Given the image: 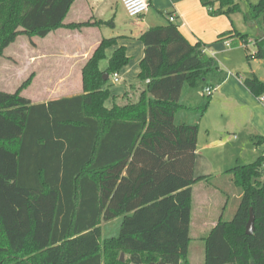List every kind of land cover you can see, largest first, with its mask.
I'll use <instances>...</instances> for the list:
<instances>
[{
    "label": "trees",
    "instance_id": "1",
    "mask_svg": "<svg viewBox=\"0 0 264 264\" xmlns=\"http://www.w3.org/2000/svg\"><path fill=\"white\" fill-rule=\"evenodd\" d=\"M75 1L0 0V60L20 37L32 42L101 24L64 25ZM204 5L212 16L242 12L235 0ZM263 19L264 0L249 4L245 21ZM237 36L248 47V37ZM140 40L144 90L136 103L106 107L111 78L129 63L120 48L99 69L114 39L86 64L81 95L34 105L22 96L32 78L15 93L0 91V264H190L192 194L200 182L227 196V206L240 195L231 218L224 214L204 240L205 264H264V156L219 176H195L199 124L213 95L203 93L197 104L189 97L227 76L176 24L151 28ZM255 46L249 62L264 60V38ZM242 80L264 99L263 81ZM251 210L255 232L247 235Z\"/></svg>",
    "mask_w": 264,
    "mask_h": 264
},
{
    "label": "crops",
    "instance_id": "2",
    "mask_svg": "<svg viewBox=\"0 0 264 264\" xmlns=\"http://www.w3.org/2000/svg\"><path fill=\"white\" fill-rule=\"evenodd\" d=\"M217 7L218 4L215 5ZM238 14L230 17L212 16L204 5V0H151L148 13L140 18H130L122 0H76L64 25L101 24L80 30L62 28L42 39V42L51 44V47L43 44L45 47L38 45L26 49L28 70L31 71L27 80L32 78V83L22 92V96L38 105L81 95L86 64L104 40L114 39L116 44L106 50V58L100 62L99 69L106 71L111 57L120 48H125L129 63L118 73L119 83L113 84V77L111 78L108 84L111 97L106 107L111 109L115 103L126 105L138 102L144 90V84L139 80L140 65L145 57L141 36L151 28L167 25V16L174 15L176 25L186 40L193 46L202 44L206 54L216 59L227 76L216 88L209 109L199 124L195 176H219L237 166L252 164L264 156V101L256 98L244 86V77L235 76L233 72L227 74L224 68L243 70L240 67L241 58L238 60L239 55L231 49L249 50V46L242 45L238 34L247 36L250 41L264 38V19L247 23L248 28L241 32L236 22L240 19L235 17ZM243 14V21L246 23L245 13ZM227 41L231 44L238 42V46L227 48ZM249 54L251 53L247 54V58ZM252 62L258 64L255 69L259 68L264 74V60H252L250 65ZM243 71L246 77L257 75L264 82V78L254 69ZM218 79L219 77L211 78V83L218 82ZM73 89L81 91L75 93L71 91ZM203 93L200 85L197 92L189 97L191 103L197 104V99ZM196 189L201 190L198 204L200 217L196 232H203L207 228L209 235L224 214L225 217L234 214L240 195L234 193L227 206L228 197L221 191L205 182L196 184L192 194L191 229Z\"/></svg>",
    "mask_w": 264,
    "mask_h": 264
},
{
    "label": "rangeland",
    "instance_id": "3",
    "mask_svg": "<svg viewBox=\"0 0 264 264\" xmlns=\"http://www.w3.org/2000/svg\"><path fill=\"white\" fill-rule=\"evenodd\" d=\"M260 1L261 0H235V2L240 5L241 11H242L241 14L246 13L248 11L249 4L255 5V4H258ZM241 14H238L237 16H235L236 19H240L238 21L236 20V22L239 28L238 30H240L241 32H245V29L248 28L246 25L248 24L246 21H245L246 23H244L243 21L244 14L243 16ZM251 37H253V35H251ZM42 41H43L42 39L34 38L32 39V42H33L32 43L31 40H29L27 37H20L14 44H12L6 50L4 58L0 60V91L6 92V93H15L19 89V87L22 85V83L27 80V78L31 75V71L28 70V63H27L28 55H26V52L28 50L26 49H31L38 45L41 47H45L46 45H48V47L52 46L51 44H45ZM43 44H45V46ZM231 50L234 53H237L239 55V57L237 58L238 60H240L241 58V66L240 65L239 66L243 68V70L252 71V69H254L255 71H257V73L260 76L264 78V74L262 70H260L259 68L255 69V67H257L258 64H253L252 62L250 65L248 58H247V54L249 52L252 53L255 51V45H249L248 51L245 48H234ZM255 63H258V62H255ZM219 65L222 66L220 63ZM224 70L226 71L227 74L233 72L235 76L242 77V78L243 77L252 78V76L253 77L255 76V75H250L249 77H246L245 75L246 73H244L243 70L232 71L229 68L228 69L224 68ZM256 77L259 78L257 75ZM62 90L64 89H61V91ZM71 91L76 93L77 91L78 92L81 91V89H73ZM65 93H68V92H65ZM240 166H244V165H240ZM200 191L201 190L196 189L195 198L193 201L194 221H193V226L190 232V235H191L190 238L192 240L190 243L189 256H188L190 264H204V259H205L204 238L208 236V233L206 231L207 228L203 232H200V233L196 232L198 221H199L198 217H200L198 215V204H199ZM212 211H213V208L211 209V212ZM225 218L229 219L231 218V216H226ZM112 228L116 229V231L118 232L119 223L112 225Z\"/></svg>",
    "mask_w": 264,
    "mask_h": 264
},
{
    "label": "built area",
    "instance_id": "4",
    "mask_svg": "<svg viewBox=\"0 0 264 264\" xmlns=\"http://www.w3.org/2000/svg\"><path fill=\"white\" fill-rule=\"evenodd\" d=\"M122 4L127 15L130 18H140L144 16L146 13H148L151 5V0H122ZM167 18L170 23L176 24L177 19L174 15H168ZM225 44L227 48H232V44L229 41H227ZM250 44L255 45L256 41L248 40L247 46H249ZM203 54H206V51L204 49H203ZM112 82L113 84H117L120 82V76L118 73L113 76ZM215 91L216 89L206 88L204 90V94L210 96L213 95ZM262 101H264V99H262Z\"/></svg>",
    "mask_w": 264,
    "mask_h": 264
},
{
    "label": "water",
    "instance_id": "5",
    "mask_svg": "<svg viewBox=\"0 0 264 264\" xmlns=\"http://www.w3.org/2000/svg\"><path fill=\"white\" fill-rule=\"evenodd\" d=\"M108 75L105 76V81H107ZM255 232V216L253 214V210H251L250 213V219L246 227V234L247 235H253ZM125 260V254L121 255V261L124 262Z\"/></svg>",
    "mask_w": 264,
    "mask_h": 264
}]
</instances>
